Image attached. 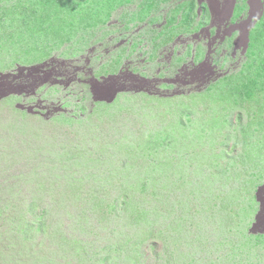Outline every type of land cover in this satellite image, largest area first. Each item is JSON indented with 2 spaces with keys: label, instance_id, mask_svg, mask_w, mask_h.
Listing matches in <instances>:
<instances>
[{
  "label": "rangeland",
  "instance_id": "rangeland-1",
  "mask_svg": "<svg viewBox=\"0 0 264 264\" xmlns=\"http://www.w3.org/2000/svg\"><path fill=\"white\" fill-rule=\"evenodd\" d=\"M114 247L264 264V0H0V264Z\"/></svg>",
  "mask_w": 264,
  "mask_h": 264
},
{
  "label": "trees",
  "instance_id": "trees-1",
  "mask_svg": "<svg viewBox=\"0 0 264 264\" xmlns=\"http://www.w3.org/2000/svg\"><path fill=\"white\" fill-rule=\"evenodd\" d=\"M21 79L24 80V77H21L20 76V78H18L16 81L21 82ZM26 227L29 228V229H32L33 228L34 230L39 231L40 233H45V231L47 229V226H45V224H38V223L36 224L35 221H33V220L31 221V224H28ZM150 233L153 236H155L157 234V231L155 229H151L150 230ZM20 235L22 236V242L19 241V243L22 245V248H23L22 250L24 252V253L21 252L20 255L23 256V255L27 254L28 248L25 249L26 247H25L24 244L26 243V241H25V239H24V237L22 235V231H20ZM62 235H65V237L59 241L60 244H62V242L64 241V239H66L69 242H72L71 241V238H72V235L71 234H62ZM52 239H55V238L52 237ZM18 240H19V234H18ZM80 243L82 244L83 242L82 241L77 242L74 245L73 248L74 249H76V248H81L82 249V246L83 245H80ZM141 245H142V241H139V242H137L134 245V248H135L134 251H135V253H138L139 252V247ZM56 250H58V249H56ZM86 251L89 252V250L85 249V252H84L83 256L79 260H77V264H109L110 262H113L114 263V261L116 260L117 257L122 256L121 255V252L123 250L120 247H118L117 249H115V247H114V251L113 250H110V249L105 250L106 251L105 256L104 255H101L100 252H95V253H93L92 256H90V255H88L86 253ZM126 252H129V251L126 250ZM53 254H54V256H52L51 258H48L47 259V263L48 264H58L56 262V260H55L56 257H57V255H58V252L55 251ZM126 254L129 255V257H127V258H130L132 256L131 253H126ZM118 261H119V259H118ZM64 264H69V263L68 262H65ZM120 264H123L122 261L120 262Z\"/></svg>",
  "mask_w": 264,
  "mask_h": 264
},
{
  "label": "bare ground",
  "instance_id": "bare-ground-1",
  "mask_svg": "<svg viewBox=\"0 0 264 264\" xmlns=\"http://www.w3.org/2000/svg\"><path fill=\"white\" fill-rule=\"evenodd\" d=\"M210 12H211V10H210ZM212 12H215V11H212ZM250 17H251V16H249V17L246 19V21H249V20H250ZM226 72H227V71H226ZM118 78H119V77H118ZM93 79H94V78H93ZM103 79H104V78H103ZM97 80H98V79H97ZM97 80H96V81H97ZM99 80H100V79H99ZM97 82H98V81H97ZM102 82H105V81H102ZM100 83H101V82H100ZM102 85H103V84H102Z\"/></svg>",
  "mask_w": 264,
  "mask_h": 264
}]
</instances>
